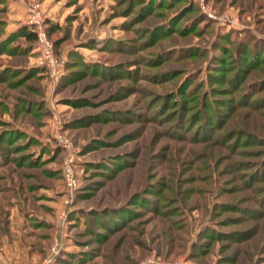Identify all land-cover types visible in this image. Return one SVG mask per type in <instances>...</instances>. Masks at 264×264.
<instances>
[{
  "label": "rangeland",
  "instance_id": "rangeland-1",
  "mask_svg": "<svg viewBox=\"0 0 264 264\" xmlns=\"http://www.w3.org/2000/svg\"><path fill=\"white\" fill-rule=\"evenodd\" d=\"M0 264H264V0H0Z\"/></svg>",
  "mask_w": 264,
  "mask_h": 264
},
{
  "label": "built area",
  "instance_id": "built-area-1",
  "mask_svg": "<svg viewBox=\"0 0 264 264\" xmlns=\"http://www.w3.org/2000/svg\"><path fill=\"white\" fill-rule=\"evenodd\" d=\"M27 27L34 33L36 49L40 54L39 65L47 69L51 80L58 81L60 77V65L53 54V44L48 38L46 21L38 3L30 5L26 21ZM64 177L68 185H74L75 178L72 171V160H66Z\"/></svg>",
  "mask_w": 264,
  "mask_h": 264
},
{
  "label": "trees",
  "instance_id": "trees-1",
  "mask_svg": "<svg viewBox=\"0 0 264 264\" xmlns=\"http://www.w3.org/2000/svg\"><path fill=\"white\" fill-rule=\"evenodd\" d=\"M51 25H52V23L49 24V21L46 22V31H47L48 38H49V31L52 28ZM23 36H25V38L27 39L28 42H34L35 43L34 33L29 28L24 29Z\"/></svg>",
  "mask_w": 264,
  "mask_h": 264
}]
</instances>
